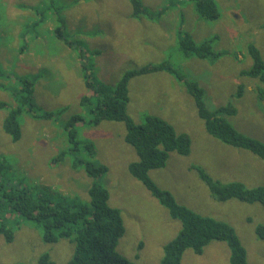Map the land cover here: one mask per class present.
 Listing matches in <instances>:
<instances>
[{
    "label": "rangeland",
    "instance_id": "rangeland-1",
    "mask_svg": "<svg viewBox=\"0 0 264 264\" xmlns=\"http://www.w3.org/2000/svg\"><path fill=\"white\" fill-rule=\"evenodd\" d=\"M141 2L153 14L152 19L131 18L128 0H0V85L18 89L17 79L32 81L38 113L63 111L49 120L23 114L19 119L21 139L12 142L2 130L6 112L0 110V154L9 165V170L0 172L2 178L23 181L34 195L42 194L54 202L88 205L92 181L81 168L74 170L72 162L74 156L90 160L89 154L69 152L59 160L60 153L71 148L64 124L74 116L85 123L93 117L89 110L96 98L85 87L80 69L79 56L84 54L90 55L87 60L94 66L92 80L107 92L127 72L170 61L199 85L209 111L232 105L236 115L224 119L240 134L264 143L261 84L240 75L252 64L247 45L254 35H258L256 41L264 40V0H216L221 19L213 23L201 19L190 0ZM179 19L190 37L194 35L199 43L208 36L214 41L213 51L224 54L213 60L183 57L175 35ZM255 45L264 55L263 44ZM95 50L99 55H93ZM168 76L151 74L129 83L127 113L135 123H141L147 113L136 104L140 93L158 107L151 112L190 140L189 154L170 153L163 169L149 172L151 180L171 193L178 204L230 225L246 251L247 263L264 264V240L255 233L257 226H264L261 205L235 199L216 201L198 172L213 181L255 188L264 186V162L208 135L183 84L173 77L168 83ZM240 89L243 92L238 97ZM10 93L0 89V102L11 108ZM82 98H88L84 106L80 105ZM74 129L83 142L94 144L93 161L107 168L100 183L109 193V206L120 211L125 228L117 252L133 264H158L163 247L177 237L181 224L130 175L129 165L137 161V155L125 142L124 124L101 121L96 126L74 124ZM23 224L16 229L12 243L0 238V264H40L45 254L50 264H66L71 259L74 246L70 240L45 244L35 226ZM229 256L226 243L211 241L201 255L187 250L182 264H229Z\"/></svg>",
    "mask_w": 264,
    "mask_h": 264
},
{
    "label": "trees",
    "instance_id": "trees-1",
    "mask_svg": "<svg viewBox=\"0 0 264 264\" xmlns=\"http://www.w3.org/2000/svg\"><path fill=\"white\" fill-rule=\"evenodd\" d=\"M195 13L201 19L213 23L221 19L218 4L215 0H190ZM131 8V18H153V14L143 9L141 0H128ZM178 49L183 57L197 59H219L224 53L214 52L213 39L196 43L181 29V21L176 30ZM62 38V35L59 36ZM79 45L78 42L75 43ZM70 47V46H69ZM247 54L251 58V67L240 73L242 77L257 79L261 86L258 90L260 97L264 95V60L259 51L248 45ZM93 55H99L93 51ZM88 54L81 59V73L85 87L93 91L96 98L95 106L89 110L93 116L85 123L80 116H74L64 124L69 151L62 152L59 160L71 152L88 153L90 160H80L73 157L72 168H81L92 181L87 196L88 205H68L54 202L42 194L34 195L29 186L23 181H7L0 176V238L7 244L14 240L16 229L31 223L41 232L45 244H56L59 240H70L73 244V255L66 264H133L122 257L116 250L118 241L125 233L120 211L109 206V193L100 183L107 173V168L93 161L95 148L91 142H83L74 124L96 126L101 121L123 123L126 129L125 142L130 145L137 155V161L129 165L130 175L140 182L150 195L166 209L171 219L180 222L181 230L177 237L163 247L162 258L158 264H182V257L187 250L195 255H201L211 241L227 244L230 256L229 264H248L247 254L237 237L234 229L227 223L201 216L194 211L178 204L168 191L159 189L151 180L149 172L163 169L170 153L187 156L190 152V140L187 135H177L167 122L154 115H144L141 123H135L127 113L129 104V83L136 77L164 73L183 84L187 94L194 102L198 117L204 122L208 135L220 143L233 149H241L256 156L264 162V143L240 134L224 118L236 115L232 105L219 107L209 111L203 100V91L199 85L178 72L170 61L159 64H149L140 69L127 72L116 83L113 89L105 91L103 86L92 80L94 66L87 60ZM18 89H9L0 85V89L11 92L14 107L0 102V110L6 112L2 122L3 132L12 142L21 139L19 119L23 114L34 120H49L52 116H60L63 111L55 113H38L34 104V83L26 79H17ZM239 90L237 96L242 95ZM88 98H82L80 105L84 106ZM5 156L0 154V172L9 170ZM201 179L209 188L211 196L216 201L225 202L235 199L246 204H260L264 210V186L247 188L240 182L213 181L203 171L198 170ZM255 233L264 240V226H257ZM48 255H42L40 264H50ZM23 264V263H12Z\"/></svg>",
    "mask_w": 264,
    "mask_h": 264
},
{
    "label": "crops",
    "instance_id": "crops-1",
    "mask_svg": "<svg viewBox=\"0 0 264 264\" xmlns=\"http://www.w3.org/2000/svg\"><path fill=\"white\" fill-rule=\"evenodd\" d=\"M215 2H216V0H215ZM180 21H181V25H182V20L179 19V24H180ZM178 26H179V25H178ZM234 27H236V26L230 27V30H229L230 33L232 32V29H233ZM183 30H184V29H183ZM175 35H176V32H175ZM192 37H193V39L195 40V42L198 43V40H197L198 38H196L194 35H192ZM204 38H207V39H202L199 43H202V42H204V41H206V40H210V39H211V38L208 37V36H206V37H204ZM257 38H258V35H254V39L251 40L252 43H249L248 45H253V46L259 51V53H260L262 59L264 60V55H263V53H262V51H261L262 48L260 49L258 46L255 45L256 43H258V44L260 43V44H263V47H264V40L261 39V40H259V41H256ZM248 45H247V47H248ZM212 47H213V46H212ZM247 47H246V50H247ZM214 52H216V51H214ZM159 74H160V73H159ZM155 75H156V74H155ZM167 80H168V83H169V81L171 80L170 76L167 77ZM142 85H143V84H142ZM171 96H172V91L170 92V96H169V97H171ZM137 98H138V100L136 101V104H137V106H138L139 109H140V107H142V109L147 110L146 115L149 114V115L157 116L156 113L151 112V110H157V109H158L157 106L154 107V106L152 105L151 101H150L149 99H147L145 96H143L142 94H140V93H139V95H137ZM157 117H158V116H157Z\"/></svg>",
    "mask_w": 264,
    "mask_h": 264
}]
</instances>
